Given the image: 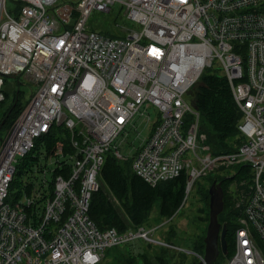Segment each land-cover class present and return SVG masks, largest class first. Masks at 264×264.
Listing matches in <instances>:
<instances>
[{
	"label": "built area",
	"instance_id": "obj_1",
	"mask_svg": "<svg viewBox=\"0 0 264 264\" xmlns=\"http://www.w3.org/2000/svg\"><path fill=\"white\" fill-rule=\"evenodd\" d=\"M57 2L0 0V102L5 77L37 85L0 145V264H99L109 249L136 239L173 249L153 238L156 228L100 230L90 218L108 152L132 158L134 172L153 186L185 172L182 207L200 178L251 167V182L234 192L239 227L225 264H264V0ZM116 3L137 28L110 37L87 25L93 11L110 12ZM213 67L243 114L244 142L223 154H213L200 132L191 96ZM151 107L154 117L142 112L149 129L142 137L133 120ZM132 130L141 141L126 155L115 141ZM50 134L59 137L45 152L55 165L50 185L45 179L10 201L18 160ZM193 256L205 263L204 254Z\"/></svg>",
	"mask_w": 264,
	"mask_h": 264
},
{
	"label": "trees",
	"instance_id": "obj_2",
	"mask_svg": "<svg viewBox=\"0 0 264 264\" xmlns=\"http://www.w3.org/2000/svg\"><path fill=\"white\" fill-rule=\"evenodd\" d=\"M100 32L110 37H122V34L119 33L110 34V32ZM4 81L6 100L10 96L6 89L8 84L7 77L4 78ZM14 82L17 83V90L14 93L11 105L7 109H3L5 100L0 102V145L13 123L23 112L20 101L21 89H19L20 84H22L21 78L16 76ZM191 96L201 115L200 132L206 135V142L210 146L212 153L223 154L238 150L244 142V137L239 129L243 114L234 99L229 80L218 71L211 73L205 72L192 90ZM1 110L3 111L1 112ZM64 134V141L67 142L68 133L64 131ZM58 141L59 137L55 134H50L44 140L37 141L35 148L28 155L18 160L16 174L10 186V201L15 202L21 199L24 194H30L32 185L24 184L22 177L28 171L33 173V168L38 166L39 158L34 156V152L39 148V144L44 142L45 151L51 153ZM132 163V158L127 161H121L112 152H108L105 157V163L99 176V180L102 183L100 182L99 190L92 196L89 211L90 218L100 230L116 228L123 232L130 227L146 225L149 222L150 212L155 206H157L159 217L163 219H170L175 214L180 213L179 210L182 208L185 198L186 173L183 172L175 179L153 186L134 172ZM250 168L245 164L236 167L237 174L231 178L219 175L218 171L215 172L216 175L211 174L205 177L211 185L215 181L219 182L224 190V210L219 216V222L222 226H226L225 238L228 252L225 255L221 253V258L224 259H229L234 255L235 245L233 236L239 227V212L234 208L228 187L233 180H238L239 182L249 180L250 183ZM57 173H60V170ZM202 187L204 186H201L199 191L203 200L207 203L208 210L210 198L209 189L205 187L202 189ZM208 216L207 221L209 219ZM170 234L171 238L175 237L173 230L170 231ZM199 236L197 240L193 241L191 247L195 252H200L203 255L205 252L206 235L204 233ZM165 241L168 242L167 240ZM168 243L171 244L172 242ZM119 248L109 249L108 252L116 251ZM150 248L155 251L154 255L148 254L150 253L148 251ZM127 253L119 256L115 263L158 264L156 262H159L160 264H167V261L171 258V256L168 257V249L161 246L154 247L152 244H148L146 251L144 250L141 253ZM99 264H102V262Z\"/></svg>",
	"mask_w": 264,
	"mask_h": 264
},
{
	"label": "rangeland",
	"instance_id": "obj_3",
	"mask_svg": "<svg viewBox=\"0 0 264 264\" xmlns=\"http://www.w3.org/2000/svg\"><path fill=\"white\" fill-rule=\"evenodd\" d=\"M79 0H58L57 5H65V4H74ZM87 25L90 28H94L97 31H104L105 33L110 34H122V37H125L128 33L129 28H137V25L127 20L125 16V8L120 3H116L113 5L112 10L110 12H103L99 10H95L90 15ZM215 68H209L205 72L211 73L214 72ZM8 84L6 86V89L9 93V98L5 100L4 102V108L7 109L9 105H11L13 96L15 91L17 90L16 86L17 83H15L16 77L9 76L7 77ZM21 86L19 89H21V107L24 110L27 101L30 98V95L33 91L37 90V85L35 83H32L27 79L26 77H21ZM19 86V84H18ZM21 109V110H22ZM22 110V111H23ZM3 110H1L2 112ZM155 107H151L149 110L144 111V109L140 110L136 116L134 117L133 123L135 126L142 131V137H146L148 135V130L145 129V124L143 123V116L142 112L144 113H150L155 116L156 113ZM9 132V131H8ZM7 132V134H8ZM6 134V136H7ZM136 132L131 131L127 134L125 137L124 135H119L115 141L116 144H119L121 146V150L126 155H132L133 151L130 149V144L134 143V145L138 146L140 141L136 139ZM5 136V137H6ZM45 146L43 143L39 144V148L34 152V155L36 157H39L38 160V166L33 168V173L28 171V173L24 174L22 179L24 184H31L32 187H38L40 188V184L43 180H47L50 185L52 179H53V170L55 169V165L51 163L49 159H46V153H45ZM38 167H47L49 172L47 173V176L45 177L37 168ZM236 170V169H235ZM221 176H227L229 178L235 176L237 174L235 171L227 170L223 172H218ZM213 175H216V173H212ZM234 174V175H233ZM244 181V180H243ZM238 180H233V182L230 183L228 187V192L232 196V201L234 204V208H237V205L240 203L241 198L238 196V194L235 195V190L238 191L241 183ZM249 182V180H246ZM251 181V178H250ZM101 182V180H100ZM102 183V182H101ZM219 183V182H217ZM204 186L205 188L210 189L212 186L210 182H208L205 178H200L197 180V182L194 184L191 193L186 201V204L179 210V214H175L170 219H163L159 217L157 206L150 212V217L148 219V223L145 225L146 230H153L156 228V231L153 233V238L168 242H172L173 249H169L167 247H164L168 249L169 255L171 256L170 260L167 261V264H192L196 261L193 254H199L198 252H195L191 244L194 240H197L201 235H203L207 232V227L209 223V219L207 221V216L209 214L210 209L206 206V202L203 200L202 195L200 194V187ZM202 187V189H204ZM27 194H24L22 198L26 197ZM202 198V199H201ZM237 210V209H236ZM238 211V210H237ZM239 212V211H238ZM209 218V216H208ZM174 231L175 237L171 238L170 231ZM206 237V236H205ZM234 239V245H235V234L233 236ZM166 242V241H165ZM148 246V243L144 241L143 239H136L130 243L122 244L121 247L116 251H110L106 252L105 257L102 260V264H116V259L121 256L122 254L125 255L128 254L127 252H131V254H138L142 251H146ZM156 247V245H152ZM150 253L153 254L155 251L153 249H148ZM235 252V251H234ZM201 254V253H200ZM167 257V258H168ZM227 259L219 258L215 264H225ZM160 264L159 262H156Z\"/></svg>",
	"mask_w": 264,
	"mask_h": 264
},
{
	"label": "water",
	"instance_id": "obj_4",
	"mask_svg": "<svg viewBox=\"0 0 264 264\" xmlns=\"http://www.w3.org/2000/svg\"><path fill=\"white\" fill-rule=\"evenodd\" d=\"M193 106L197 108L195 102ZM209 223L205 237L204 259L206 264H215L221 253L228 252L226 241V226L219 222V216L224 210V190L220 183L215 181L209 189ZM194 262L192 264H205Z\"/></svg>",
	"mask_w": 264,
	"mask_h": 264
},
{
	"label": "flooded vegetation",
	"instance_id": "obj_5",
	"mask_svg": "<svg viewBox=\"0 0 264 264\" xmlns=\"http://www.w3.org/2000/svg\"><path fill=\"white\" fill-rule=\"evenodd\" d=\"M223 255H224V254H223ZM220 257H221V255H220ZM220 257H219V258H220ZM195 262H197V261H195Z\"/></svg>",
	"mask_w": 264,
	"mask_h": 264
},
{
	"label": "bare ground",
	"instance_id": "obj_6",
	"mask_svg": "<svg viewBox=\"0 0 264 264\" xmlns=\"http://www.w3.org/2000/svg\"><path fill=\"white\" fill-rule=\"evenodd\" d=\"M102 170V169H101ZM100 176V175H99Z\"/></svg>",
	"mask_w": 264,
	"mask_h": 264
}]
</instances>
